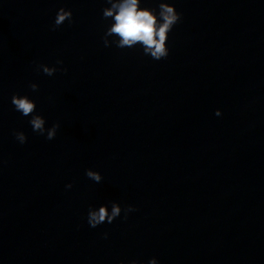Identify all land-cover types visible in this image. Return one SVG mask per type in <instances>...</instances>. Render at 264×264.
Returning a JSON list of instances; mask_svg holds the SVG:
<instances>
[{
	"label": "clouds",
	"instance_id": "obj_1",
	"mask_svg": "<svg viewBox=\"0 0 264 264\" xmlns=\"http://www.w3.org/2000/svg\"><path fill=\"white\" fill-rule=\"evenodd\" d=\"M107 3L110 7H105L102 10V18L105 20L111 18L113 22L107 27L103 36L105 47L115 44L116 47L123 49L125 47L132 48L139 44L142 46L144 54L150 55L154 60L167 58L169 55V49L166 45L168 35L181 20V14L176 11L174 4L161 0L157 12L156 9L141 7V0H107ZM72 18V10L61 7L56 13L52 30H56L66 21L71 23ZM109 37H115V39L110 41ZM62 63L63 61H57V64ZM37 70H42L48 76H52L58 71L56 67H49L46 64H37ZM62 70L67 71V69ZM29 87L33 92L38 90L36 83H31ZM11 103L17 112L25 117H31L29 124L34 132L39 135L46 134L48 140L55 138L60 124L54 123L50 128H46L45 118L36 113V103L28 95L14 94ZM215 114L217 116L221 115L220 110L217 109ZM13 135L20 144L27 142V136L24 132L16 131ZM86 176L97 183L103 179L98 171L92 169L86 170ZM71 187L72 184L66 185V188ZM122 211L124 218L127 219L128 213L136 211V209L132 205L122 209L117 202H111L110 211L108 205H101L99 208L90 207L87 222L92 228L105 222L110 224L121 216ZM107 235V233H104L105 238H107ZM130 264H137V261L133 260ZM149 264H158L157 259L152 258Z\"/></svg>",
	"mask_w": 264,
	"mask_h": 264
}]
</instances>
